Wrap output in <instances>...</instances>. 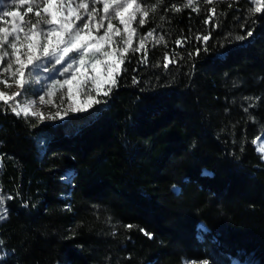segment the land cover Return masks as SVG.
Here are the masks:
<instances>
[{"label":"trees","instance_id":"16d2710c","mask_svg":"<svg viewBox=\"0 0 264 264\" xmlns=\"http://www.w3.org/2000/svg\"><path fill=\"white\" fill-rule=\"evenodd\" d=\"M137 2L133 48L154 35L101 103L50 124L0 101V264H264V12Z\"/></svg>","mask_w":264,"mask_h":264},{"label":"snow or ice","instance_id":"6c2138e0","mask_svg":"<svg viewBox=\"0 0 264 264\" xmlns=\"http://www.w3.org/2000/svg\"><path fill=\"white\" fill-rule=\"evenodd\" d=\"M205 2L213 4L214 0ZM252 2L255 7L249 9L250 14L264 12V0ZM2 4L3 0H0V5ZM19 4L27 5L24 15L32 13L35 20H25L19 11H3L0 8V21L9 16L13 18L10 26H0V84L7 88L15 85L17 88V91L11 94L0 91V101L9 105L11 112L17 116L31 115L41 121L46 118L62 119L69 111H84L94 104L101 103L97 97L108 96L118 85L117 77L121 73L124 57L130 50L139 52L144 49L145 39L153 37L155 31H148L146 37L139 39V46L133 48V38L137 31L133 22L139 16V25L143 26L150 11H156L155 6L148 8L143 6V2L137 3V0H19ZM196 4L197 0H186L183 7L198 12L199 7L195 6ZM171 9L175 12L182 10L176 4H173ZM210 11L212 15L205 23H211L216 14L215 7ZM113 21H118L122 27ZM101 30L103 34H100ZM246 35L250 37L253 33L250 30ZM209 38L210 35L205 34L196 39L206 43ZM244 38L237 37L240 40ZM164 39L161 35L156 43L159 44ZM176 43L179 45L182 41L177 40ZM146 58L145 52L142 59ZM165 60L167 63L164 67H168V63L172 61L168 56H165ZM49 62L53 66L66 63L63 74H71L66 79L56 80L45 95L39 96V101L44 103L46 96H53L56 92L66 89L68 107L64 108L63 112L58 107L50 117L45 116L39 109L32 110L35 101L22 106L21 102L16 100L33 80L40 82L38 77H33V72L48 71L44 64ZM89 71L92 73L90 76L87 75ZM84 77L91 81V87L87 90L82 87L85 83ZM77 81L79 82L74 88V82ZM10 101L14 103L9 104ZM258 150L264 153V147ZM4 199L5 197L0 195V203Z\"/></svg>","mask_w":264,"mask_h":264},{"label":"rangeland","instance_id":"374dc122","mask_svg":"<svg viewBox=\"0 0 264 264\" xmlns=\"http://www.w3.org/2000/svg\"><path fill=\"white\" fill-rule=\"evenodd\" d=\"M252 2V0H249ZM138 3V2H137ZM253 3V2H252ZM0 8H2L3 11H19L16 9H22L23 12H20L22 15L26 13L27 5H20L19 0H3V4L0 5ZM27 15V14H26ZM24 15V19L26 17ZM34 16V15H33ZM13 21L12 17H6L3 21H0V26L8 27L10 26V22ZM113 23H116L117 26L122 27L121 25L118 24V21H113ZM103 34V30H101V33ZM119 39V38H117ZM7 47V46H6ZM7 63V60L4 61V64ZM66 66V63L61 64V65H54L49 62L44 64L45 68H48V71H34L33 72V77H38L39 78V83H36L35 80L30 85L26 86V89L22 96L17 97L16 100L21 102V105L35 101V104L32 108V110L39 109L40 112L45 114V116L50 117L52 113L56 112L58 110H61L63 112L64 108L68 107V100L66 98V89L61 90L56 92L55 95L53 96H46L45 97V102L41 103L39 101V96L40 95H45V93L50 89L52 83H54L56 80H63L68 78L71 74H63V68ZM87 75H92L91 71L87 73ZM85 83L82 85V87L87 90L88 88L91 87V81L87 80L86 77H84ZM74 82V88L75 84L78 83ZM9 83H11V80H9ZM107 87V86H106ZM0 91H4L8 94H11L15 91H17V88L15 85L11 88H7L5 85L0 84ZM81 99H83V96H81ZM61 101H63V104H61ZM14 103V101H10L9 104ZM63 118H57L55 120L51 118H46L43 120V122L50 123V124H55L56 122L62 121ZM254 146L256 147L257 151L261 154L262 160L264 161V153H261L258 149L261 147H264V133L259 134L255 140H254ZM67 175L65 177V180L69 182L71 178L68 177ZM203 227V226H201ZM6 255V251L2 248V245L0 243V258ZM211 264L209 261L205 260H191L188 259L184 262V264Z\"/></svg>","mask_w":264,"mask_h":264}]
</instances>
